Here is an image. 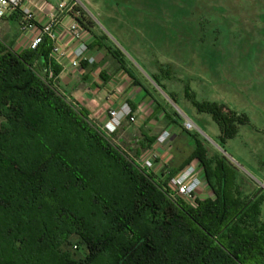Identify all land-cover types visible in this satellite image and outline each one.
Returning <instances> with one entry per match:
<instances>
[{"label": "trees", "instance_id": "1", "mask_svg": "<svg viewBox=\"0 0 264 264\" xmlns=\"http://www.w3.org/2000/svg\"><path fill=\"white\" fill-rule=\"evenodd\" d=\"M83 16L75 18L90 30ZM93 46L106 47L140 84L120 49L100 38ZM52 47L47 36L20 52L0 40V264H264V197L234 194L235 165L220 154L213 166L186 129L194 149L184 165L197 158L212 191L188 202L57 89L62 67ZM184 95L211 115L222 141L249 123L223 102L199 101L188 82ZM142 135L134 153L141 160L156 138ZM72 237L81 256L64 248Z\"/></svg>", "mask_w": 264, "mask_h": 264}, {"label": "rangeland", "instance_id": "2", "mask_svg": "<svg viewBox=\"0 0 264 264\" xmlns=\"http://www.w3.org/2000/svg\"><path fill=\"white\" fill-rule=\"evenodd\" d=\"M66 1L74 4L76 15L82 14L86 21H91L90 31L104 44L124 53L128 66L134 67L143 81L157 89L165 109L179 121L176 128L180 134L173 146L177 164L166 172L146 168L134 154L143 132L156 137L168 126V120L163 117L148 121L152 105L143 103L135 112L134 121L123 119L113 135L114 143L136 158L149 173L169 182L170 175L185 166L194 149V142L183 135L188 129L185 120L190 118L196 126L188 131L204 142L212 165L220 154L235 165L234 194L246 198L257 192L264 197V0ZM9 26L10 32L0 24V40L12 48V36L18 33V25L9 21ZM95 64L90 71L94 72L99 65L107 67L110 74L115 73L114 59L106 47L100 50ZM152 75L161 77L165 89ZM186 82L199 101L223 102L238 113H245L249 123L240 125L234 138L222 141L219 126L211 115L198 112L185 97ZM90 83L91 87L95 86L94 82ZM55 85L70 103L86 108L89 117L100 122L92 114L95 111L92 104L77 99L87 89L86 84L65 85L58 79ZM169 93L176 96L178 103ZM1 119L0 116V122ZM188 131L185 135L190 137ZM195 161L198 159L193 158L187 164ZM203 173L198 194L211 196V187ZM260 219L264 221V201ZM71 241L64 248L81 256L84 248L75 245L76 237Z\"/></svg>", "mask_w": 264, "mask_h": 264}, {"label": "crops", "instance_id": "3", "mask_svg": "<svg viewBox=\"0 0 264 264\" xmlns=\"http://www.w3.org/2000/svg\"><path fill=\"white\" fill-rule=\"evenodd\" d=\"M60 1L61 0H30L29 5L34 8L38 23L42 24L46 21L48 12L53 10ZM68 3L71 4L70 2ZM74 15L76 14H71V12H63L57 25V29L60 34V43L62 45L63 51L65 52V56L62 59V64L58 63L62 67V70L58 76L59 81L65 85H69L71 83L72 85H76V83L80 82L86 84L87 89L85 88L84 91L79 93L77 99L80 103H91V106L95 108V111L92 112V114L95 118H98L101 123H105V121L108 119V110L110 108H118L123 103L134 105V113L140 109L143 103L152 105V109L148 113V121H153L161 117L168 120V126L166 129H161L158 132L151 147V149L155 147L159 148L160 158L156 163L155 170H162L166 172L168 167H176L177 162L174 159L173 146L175 144L174 142H177L176 137H179L178 135L180 134V130L176 128L177 122L174 120L177 118L172 114V112L165 109L166 107L163 98L158 95L156 91L157 89L155 87H152L143 81L134 67L128 66L127 63V67L133 69L136 78L140 82V84H135L126 70L120 67L119 63L112 55L111 56L114 59V64L116 65L115 68L113 67L115 73L110 74L106 70L107 67H99V65L95 66L94 72L90 71L89 68L91 66L87 67L86 64H90L92 66L96 65L95 63L97 61V57L103 47L93 46L99 37L88 29L84 30L83 39L88 43L89 46L87 56H94L95 62L91 64L87 61H83L79 67H72L70 65V60L74 58V49L79 43L76 40H73L70 31L68 30ZM19 18V13H14L0 20V24L5 28L6 31L8 30L10 32L11 27L9 26V21H15L17 23L18 33L16 35L13 34L12 36V48L20 52L28 48V38L26 39L22 36L19 26ZM91 81L95 83V86L91 87ZM113 85L115 86V91L112 92ZM168 115L173 118L174 122H169L170 119L168 118ZM163 130H168L171 133V136L167 143L161 145L157 143V137ZM183 135L185 138L190 140L189 142H194V139L191 135L190 137L186 136L184 131Z\"/></svg>", "mask_w": 264, "mask_h": 264}, {"label": "built area", "instance_id": "4", "mask_svg": "<svg viewBox=\"0 0 264 264\" xmlns=\"http://www.w3.org/2000/svg\"><path fill=\"white\" fill-rule=\"evenodd\" d=\"M30 0H0V20L14 13H19V26L22 36L28 38V48L35 49L44 39L49 37L53 42L51 56L57 63L62 64L65 52L60 43V34L57 25L63 12L73 14L74 4H69L65 0H61L53 10L48 12L47 19L42 24L37 21V15L33 7L29 5ZM68 30L73 40L78 43L74 49V58L70 60L72 67H79L83 61L93 64L94 56H87L88 43L83 39L84 28L80 22L73 16ZM128 118L135 120V113L129 103H123L118 108H110L108 110V119L104 126L108 132H115L123 119ZM185 126L188 129L195 128V123L190 118L185 120ZM171 133L163 130L157 137L158 144H165L170 139ZM160 158L159 148L150 149L143 157V165L148 169H153ZM202 166L198 161L185 165L177 174L169 178V185L178 195L184 197L188 202H194L202 184L203 172Z\"/></svg>", "mask_w": 264, "mask_h": 264}, {"label": "water", "instance_id": "5", "mask_svg": "<svg viewBox=\"0 0 264 264\" xmlns=\"http://www.w3.org/2000/svg\"><path fill=\"white\" fill-rule=\"evenodd\" d=\"M260 190H261V189H260ZM260 190H259V191H260Z\"/></svg>", "mask_w": 264, "mask_h": 264}]
</instances>
